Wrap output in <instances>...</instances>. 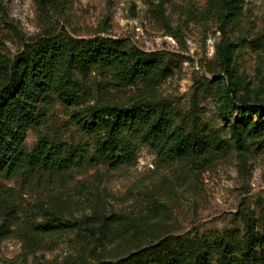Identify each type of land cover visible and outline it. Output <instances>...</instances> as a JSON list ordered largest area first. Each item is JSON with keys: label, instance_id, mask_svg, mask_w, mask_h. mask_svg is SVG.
I'll use <instances>...</instances> for the list:
<instances>
[{"label": "rangeland", "instance_id": "374dc122", "mask_svg": "<svg viewBox=\"0 0 264 264\" xmlns=\"http://www.w3.org/2000/svg\"><path fill=\"white\" fill-rule=\"evenodd\" d=\"M64 32L126 39L167 75L122 85L110 70L76 72L83 103L50 93L27 132L28 150L40 138L92 149L97 137L72 113L97 102L151 104L186 131L216 132L228 147L173 160L144 143L131 164L3 176L0 264L116 261L165 238L210 248L213 260L222 241L245 262L248 241L264 253V127L237 134L224 116L238 100L227 92L231 72L238 96L260 108L264 121V0H58L48 8L39 0H0V81L3 62L24 43Z\"/></svg>", "mask_w": 264, "mask_h": 264}, {"label": "trees", "instance_id": "16d2710c", "mask_svg": "<svg viewBox=\"0 0 264 264\" xmlns=\"http://www.w3.org/2000/svg\"><path fill=\"white\" fill-rule=\"evenodd\" d=\"M52 2L57 4L58 0H39L42 8H48ZM224 54L228 59L227 50ZM1 68L0 178L28 176L29 172L42 177L96 163H108L111 167L131 164L138 147L144 143L153 144L159 153L173 160L228 147L216 132L186 131L175 124L166 110H158L151 104L123 107L97 102L72 113L83 130L97 137L92 149L40 138L28 150L24 143L27 132L40 121V104L50 105V93L70 105L83 103L74 79L76 72L110 70L122 85L154 84L166 78L167 73L150 54L130 47L126 39L76 38L67 32L24 43L23 51L3 62ZM237 83L228 72V95L238 100L227 103L224 116L232 121L237 134L245 129L256 135L264 127L262 111L251 106L246 96H238ZM256 113L258 118L254 121L252 115ZM258 243H246L244 253L248 262L234 255L235 248L228 242L215 243L219 256L213 260L210 248L180 238H165L116 261L96 264H256L264 261V253L255 248Z\"/></svg>", "mask_w": 264, "mask_h": 264}]
</instances>
